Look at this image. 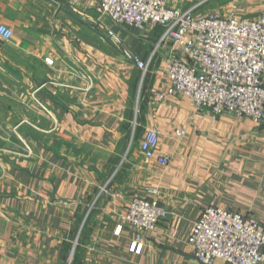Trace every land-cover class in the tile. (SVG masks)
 Wrapping results in <instances>:
<instances>
[{"label":"crops","instance_id":"0c3cea01","mask_svg":"<svg viewBox=\"0 0 264 264\" xmlns=\"http://www.w3.org/2000/svg\"><path fill=\"white\" fill-rule=\"evenodd\" d=\"M168 3L264 14V0ZM1 24L13 37L0 36V264H202L188 240L205 208L264 224V124L166 94L169 62L183 55L173 40L144 79L126 58L124 49L148 60L162 26L118 25L98 0H0ZM150 128L166 166L140 148ZM135 196L168 210L140 253L123 219Z\"/></svg>","mask_w":264,"mask_h":264},{"label":"built area","instance_id":"2783aa9c","mask_svg":"<svg viewBox=\"0 0 264 264\" xmlns=\"http://www.w3.org/2000/svg\"><path fill=\"white\" fill-rule=\"evenodd\" d=\"M101 12L118 25L145 30L150 23L163 27L159 40L148 60L124 49L126 58L142 71V79L159 48L173 40L183 51L169 62L167 75L171 85L168 95L189 97L197 108H208L212 115L232 114L264 124V14L240 17L235 13L198 14L199 5L181 9L168 0H98ZM118 43L122 40L110 31ZM4 40L13 37V30L0 25ZM161 94L160 98H164ZM183 136L184 130H178ZM160 131L150 128L142 138L143 154L161 165L170 163V156L159 150ZM157 196V188L148 189ZM168 214L155 198L135 196L123 216L125 224L137 232L131 249L140 253L144 232L156 229ZM124 225H119L120 233ZM195 257L202 264L223 260L228 264H264V224L253 216L227 208H205L195 223L188 240ZM71 264V262H70Z\"/></svg>","mask_w":264,"mask_h":264},{"label":"rangeland","instance_id":"374dc122","mask_svg":"<svg viewBox=\"0 0 264 264\" xmlns=\"http://www.w3.org/2000/svg\"><path fill=\"white\" fill-rule=\"evenodd\" d=\"M232 14V13H231ZM246 18H250V17H246ZM253 18V17H252ZM67 264H70V260L67 262Z\"/></svg>","mask_w":264,"mask_h":264}]
</instances>
